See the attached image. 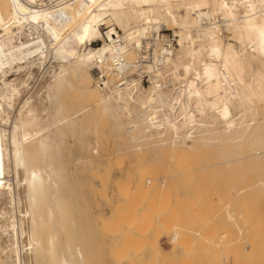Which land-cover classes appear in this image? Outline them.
<instances>
[{
    "label": "bare ground",
    "instance_id": "obj_1",
    "mask_svg": "<svg viewBox=\"0 0 264 264\" xmlns=\"http://www.w3.org/2000/svg\"><path fill=\"white\" fill-rule=\"evenodd\" d=\"M0 7V264H84L82 244L72 245L81 234L69 215L73 195L84 206L83 185L75 177L77 193L69 182L66 189L55 162L57 136L63 141L76 127L71 114L85 109L70 113L60 99L74 87L69 77L84 78L90 106L117 118L113 130L123 127L138 155L170 147L175 151L167 157L174 159L177 145L189 149L221 135L264 147V115L246 119L264 109V0H0ZM164 25L178 28L179 48L161 35ZM99 38L102 44L92 47ZM48 57L57 66L31 87L33 69ZM23 70L24 78L7 80ZM92 78L101 94L90 88ZM22 94L8 130L3 122L14 110L8 106L16 107L11 102ZM46 100L47 112L62 122L52 131L39 117ZM251 155L253 162L264 159Z\"/></svg>",
    "mask_w": 264,
    "mask_h": 264
},
{
    "label": "rangeland",
    "instance_id": "obj_2",
    "mask_svg": "<svg viewBox=\"0 0 264 264\" xmlns=\"http://www.w3.org/2000/svg\"><path fill=\"white\" fill-rule=\"evenodd\" d=\"M174 10L175 15L179 14L178 7ZM105 27L101 25V31H106ZM175 30L178 28L164 25L161 35L169 37L179 48ZM224 35L231 33L225 31ZM101 44L99 38L91 46ZM48 59L44 67L33 69L31 87H37L47 76L45 73L49 75L57 66L56 59ZM97 73V69H92L94 78ZM26 74L25 70L12 71L6 78L11 81L16 77L24 78ZM69 78L74 87L67 86L70 91L65 87L60 99L63 102L66 99L64 103L67 102L70 113L81 106L85 109L81 115L71 114L69 120L75 122L76 127L67 131L63 141L57 136L61 144L55 162L66 189L69 182L76 194L79 185L75 189V183L79 180L77 184L83 185L84 206L82 208L73 195L69 215L74 219L76 233L81 234V239L75 238L72 245L82 244L84 264H264V159L258 163L248 160L254 153L264 156V147L257 149L248 140L243 145L245 140L231 141L221 135L220 139L214 136L208 143L189 149L186 145H177L180 152L174 153V159L167 157L175 151H170V147L153 156L150 150L138 155L125 129L122 127L120 134L113 130L117 118L102 111L98 113L90 106L81 90L84 78ZM147 79L143 74L146 85ZM91 80L90 88H96L93 78ZM22 95L19 102H11H16V107L8 106V112L13 109L16 112H10L3 122L7 129L13 126L20 102L27 97ZM48 101L42 112L39 111V117L46 123L45 130L52 131L62 122L48 113L51 105ZM253 113L248 112L246 119L250 120L252 115L261 119L263 106ZM9 117L13 120H8ZM123 119L122 114L118 121ZM97 140L100 145L98 152H94ZM81 156L83 161L79 163Z\"/></svg>",
    "mask_w": 264,
    "mask_h": 264
}]
</instances>
